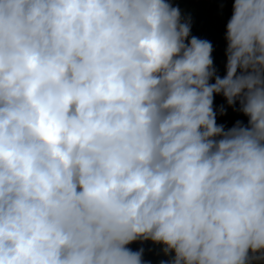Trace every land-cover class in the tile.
<instances>
[{"label":"clouds","instance_id":"clouds-1","mask_svg":"<svg viewBox=\"0 0 264 264\" xmlns=\"http://www.w3.org/2000/svg\"><path fill=\"white\" fill-rule=\"evenodd\" d=\"M192 24L0 0V264H264V0H234L223 76Z\"/></svg>","mask_w":264,"mask_h":264},{"label":"trees","instance_id":"trees-1","mask_svg":"<svg viewBox=\"0 0 264 264\" xmlns=\"http://www.w3.org/2000/svg\"><path fill=\"white\" fill-rule=\"evenodd\" d=\"M174 4H178L182 12L192 17V35L202 39L209 40L213 45V61L214 66L218 70V74H225V48L226 41L224 39L226 25L232 15V5L234 0H173ZM225 103L223 98L217 96L215 105L219 106ZM236 120L247 123V118L239 112L228 109V114L218 117V123H222L227 127H231ZM133 250L141 247L139 243L130 245ZM145 259L152 261V264H159V260L164 259L158 254V248L150 242H145Z\"/></svg>","mask_w":264,"mask_h":264}]
</instances>
